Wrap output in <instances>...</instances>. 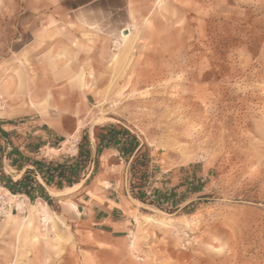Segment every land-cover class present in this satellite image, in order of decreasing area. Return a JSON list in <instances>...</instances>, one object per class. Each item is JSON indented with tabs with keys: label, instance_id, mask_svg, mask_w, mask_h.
<instances>
[{
	"label": "rangeland",
	"instance_id": "374dc122",
	"mask_svg": "<svg viewBox=\"0 0 264 264\" xmlns=\"http://www.w3.org/2000/svg\"><path fill=\"white\" fill-rule=\"evenodd\" d=\"M18 2L16 14L0 11V60L16 56L12 51L30 37L28 29L16 27V22L30 20L25 1ZM138 4L139 19L131 11V21L128 0L97 1L95 8L69 14L81 22L97 21L103 38L98 87L84 94L64 92L70 106L62 112L64 137L51 133L43 141L32 140L34 121L51 122L61 113L55 108L45 115L22 107L11 121L15 128L0 127V188L27 205L47 203L60 235L37 218L40 235L24 243L18 230L24 213L7 202L0 209V264H264V0ZM125 32L132 35L130 53L102 99L113 77L112 43ZM16 38L17 44L8 47ZM15 64L19 58L0 78L13 73ZM13 74L11 93H5L10 81L0 82V104L7 109L26 105L28 96L24 75ZM31 95L42 100L46 94ZM76 119L79 127L95 124L94 133L121 126L142 145L135 155L138 162L127 160L125 171L110 164L98 181L121 193L131 219L115 241L93 237L92 227L102 226L82 223L86 211L77 197L102 173L100 159L87 157L80 169L83 178L96 166L87 187L79 188L81 182L58 189L46 183L47 195L32 197L8 188L21 171L34 173L31 160L75 163L78 153L69 155L72 145L77 142L79 152L84 138L88 141L87 129L73 134ZM50 189L63 194L53 196ZM6 210L15 222L5 223Z\"/></svg>",
	"mask_w": 264,
	"mask_h": 264
},
{
	"label": "crops",
	"instance_id": "0c3cea01",
	"mask_svg": "<svg viewBox=\"0 0 264 264\" xmlns=\"http://www.w3.org/2000/svg\"><path fill=\"white\" fill-rule=\"evenodd\" d=\"M24 1V7L30 14V20L26 22L18 21L16 22V27L20 25V28L28 29L30 37L27 43L19 46L16 51H12L13 49L11 50L12 53H16V56L4 57L0 60V74L10 68L14 59L19 58V66L15 64L11 69L13 73L17 70L18 73L24 75L25 82L23 86L28 96L24 100L26 105L23 106L18 104L14 107L10 106L9 109L11 110L9 113L0 116V127L4 131L16 127L11 121L17 116L15 112L17 109H22V107L24 108L25 106L29 110L34 109L27 104L29 97L34 98L37 102L46 103L45 100L49 96L48 102L46 103L47 109L55 108L56 110H60L61 113L57 117L50 118L51 122L45 120L34 121L36 124L32 125L34 127L32 140L36 142L43 141L48 139L51 133L61 138L64 137V133L60 130L62 112L70 108L69 104H67L64 92L84 94L90 87H98L96 76L99 67L98 62L101 59L99 50L103 38L102 33L97 32L99 30V27L95 25L97 21H92V23L81 22L73 19V15L69 14L71 11L74 13L75 10L81 7L87 10L95 8L94 3L98 0ZM19 9L20 4L18 0H0V11L3 13L16 14ZM141 9L138 0H128L130 21V12L133 11L134 15L139 19L137 13L140 12ZM12 27H15V23H12ZM121 34L122 33L117 34L115 37L117 38ZM129 35L131 34L129 33ZM18 41L19 39L17 40V38L13 39L8 44V47L10 46V48H13ZM59 55L63 56L58 57ZM82 68L85 70L86 82L88 83L86 89H81L76 84V81L72 79ZM13 73H6L5 76L1 75L0 82L5 79L10 81V88L5 93H11L16 87ZM98 91V93H101V90ZM36 92H43L46 95L42 100H38L35 95H31ZM47 109L43 114L46 115ZM78 121L79 119L74 120L73 134L78 133V135H80V132L87 129L88 158L89 160H91V158L93 160L98 149V142L95 139L94 133L96 126L94 124L86 128L84 126L79 127ZM118 122L129 128L121 121ZM26 141H28V139ZM125 147L126 145L124 146V140L122 139L110 147L99 145L98 159H100L103 171L92 180L88 188H85L77 195V197L79 196V201L84 203L83 208L86 211V216L82 218V223L92 226H102L101 229L92 227L90 230L95 238H105L109 241H115L127 230L128 224L131 223L130 216L127 214L126 204L121 198V193L118 190H111L109 186L102 187L98 185V181L106 177L104 173H107V168L110 164L117 167L121 166V171L126 170L127 160H129L128 162L133 160L138 148L131 153L128 152ZM77 153L78 148L75 155H77ZM54 159L60 163L70 164L69 161H63L60 158ZM72 166H74V164H72ZM25 172V170L24 172L21 171V175L16 179H20L23 175L22 173ZM90 172L91 171H89V173ZM34 173L37 176H35ZM34 173L30 172L31 176H33L43 188L47 189L46 182L41 178L36 169ZM89 173L83 178L80 177L79 181L75 182H82L79 188L88 186L87 179L90 177ZM122 180L123 175H120V182H122ZM108 183L112 184L110 180H108ZM92 191L95 192V196H90V192ZM122 196L125 198V195ZM142 204L145 205L144 203Z\"/></svg>",
	"mask_w": 264,
	"mask_h": 264
},
{
	"label": "bare ground",
	"instance_id": "6f19581e",
	"mask_svg": "<svg viewBox=\"0 0 264 264\" xmlns=\"http://www.w3.org/2000/svg\"><path fill=\"white\" fill-rule=\"evenodd\" d=\"M162 1L163 0H160V2ZM113 43H112V48H114V45L116 47L109 57V67L113 77L110 80L109 85L107 86L105 91L101 93L102 99H104L106 91L112 85L114 77H116L124 67L125 62L131 50L130 37L127 33L124 34L122 33L120 36L117 37V39L113 41ZM61 56L63 55H59L58 57ZM75 78L77 79L81 89H86V87H88V83L86 82V73L83 68L76 73ZM48 99L49 96L45 100L46 103L48 102ZM46 103L37 102L31 97H29L27 101V104L29 106L35 108L39 112L46 111L47 109ZM9 111L10 109H7L5 108V106L0 104V116H2L3 114H7ZM106 118L114 120V118L107 116L99 117V119H106ZM19 176L20 174L17 175L16 178H19ZM80 184L81 182H78L75 185L78 186ZM69 188L72 187L69 186ZM0 193H1L0 196H5L3 199L4 202H8L10 205L14 203L17 206V208L20 210V212L24 213V215L21 216L18 224V230L21 233V237L23 238L24 243H26L30 238H38V236L40 235V233L37 231V225H36L37 218H40V220L44 224L50 225L52 229L55 231L57 237L60 238V235L56 231L55 216L53 215V213L49 211L47 203H44L42 201H37L35 204L30 203L27 205V203H25L24 200L18 199V195L11 193L9 190L5 188H0ZM50 194L53 196H58L63 193H60L59 191H53L52 189H50ZM4 219L6 224L16 221L15 215H13V213H11L9 210L4 211ZM32 232L33 233L36 232V234H34L33 237H31Z\"/></svg>",
	"mask_w": 264,
	"mask_h": 264
},
{
	"label": "trees",
	"instance_id": "16d2710c",
	"mask_svg": "<svg viewBox=\"0 0 264 264\" xmlns=\"http://www.w3.org/2000/svg\"><path fill=\"white\" fill-rule=\"evenodd\" d=\"M95 139L98 142L95 160L98 159L99 156V145L110 147L122 139L124 140V146L126 145L125 148L128 152L132 153L138 148L135 155L140 152L142 147L136 136L121 126L116 128V126L113 125L109 128L102 129L100 132H95ZM87 142L88 141H85L84 138L80 144L78 156L75 160L74 166H72V164H60L52 161L46 162L44 160H31L30 163H32L36 171H38L41 178L46 183L51 184L58 189L67 185H72L73 183L79 181L80 169L83 168L84 162L88 157V152L86 151L88 150V147H86V150L83 148L85 147L84 143L88 145ZM136 162H138V156H134V163ZM95 167L96 166H94L87 182L93 176ZM30 172L31 171H26L20 179L11 182V185L8 186V188L15 191H22L29 197H32L36 192H40V196H46L47 194L43 186L33 176H31Z\"/></svg>",
	"mask_w": 264,
	"mask_h": 264
},
{
	"label": "built area",
	"instance_id": "2783aa9c",
	"mask_svg": "<svg viewBox=\"0 0 264 264\" xmlns=\"http://www.w3.org/2000/svg\"><path fill=\"white\" fill-rule=\"evenodd\" d=\"M76 145H77V142L72 145V149L74 152L72 154H69L70 156H73L76 154V151H77ZM3 199H4V196H0V203L2 204V206L0 207L1 210H5L7 208V202H4Z\"/></svg>",
	"mask_w": 264,
	"mask_h": 264
},
{
	"label": "snow or ice",
	"instance_id": "6c2138e0",
	"mask_svg": "<svg viewBox=\"0 0 264 264\" xmlns=\"http://www.w3.org/2000/svg\"><path fill=\"white\" fill-rule=\"evenodd\" d=\"M98 2L99 3H101V4H103L104 3V0H98ZM109 2H110V0H109ZM158 2H159V0H158ZM42 50V49H41ZM221 249H217V251H220Z\"/></svg>",
	"mask_w": 264,
	"mask_h": 264
}]
</instances>
